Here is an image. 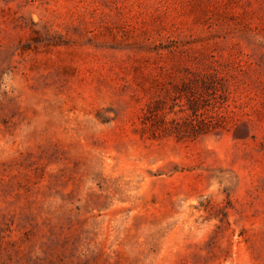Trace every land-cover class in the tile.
I'll return each mask as SVG.
<instances>
[{
  "label": "rangeland",
  "instance_id": "1",
  "mask_svg": "<svg viewBox=\"0 0 264 264\" xmlns=\"http://www.w3.org/2000/svg\"><path fill=\"white\" fill-rule=\"evenodd\" d=\"M0 264H264V0H0Z\"/></svg>",
  "mask_w": 264,
  "mask_h": 264
}]
</instances>
